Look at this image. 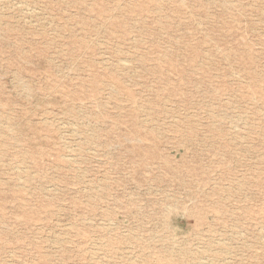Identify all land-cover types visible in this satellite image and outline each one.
Here are the masks:
<instances>
[{"label": "rangeland", "instance_id": "obj_1", "mask_svg": "<svg viewBox=\"0 0 264 264\" xmlns=\"http://www.w3.org/2000/svg\"><path fill=\"white\" fill-rule=\"evenodd\" d=\"M0 264H264V0H0Z\"/></svg>", "mask_w": 264, "mask_h": 264}]
</instances>
